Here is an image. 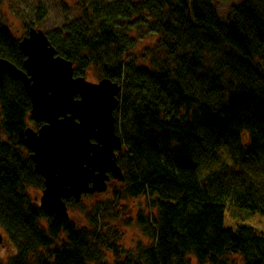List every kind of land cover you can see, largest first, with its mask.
I'll return each instance as SVG.
<instances>
[{"label":"trees","instance_id":"obj_1","mask_svg":"<svg viewBox=\"0 0 264 264\" xmlns=\"http://www.w3.org/2000/svg\"><path fill=\"white\" fill-rule=\"evenodd\" d=\"M77 1L81 14L47 35L75 76L122 86L126 178L86 209L85 224L40 208L29 187L44 179L25 132L41 124L23 82L0 68L7 264H264V231L225 224L228 214L235 224L264 214V0H242L226 18L214 0ZM47 11L39 3L36 15ZM20 41L0 22V58L23 68ZM139 195L152 198L136 216L148 241L127 249L111 220L121 200Z\"/></svg>","mask_w":264,"mask_h":264},{"label":"water","instance_id":"obj_2","mask_svg":"<svg viewBox=\"0 0 264 264\" xmlns=\"http://www.w3.org/2000/svg\"><path fill=\"white\" fill-rule=\"evenodd\" d=\"M20 49L26 56L23 68L5 58L0 68L23 82L33 120L41 124L25 132L35 171L44 179L40 208L69 219V199L80 203L84 194L105 192L109 173L126 178L115 153L124 148L116 131L123 88L113 79L75 76L73 61L57 54L41 28H31Z\"/></svg>","mask_w":264,"mask_h":264},{"label":"rangeland","instance_id":"obj_3","mask_svg":"<svg viewBox=\"0 0 264 264\" xmlns=\"http://www.w3.org/2000/svg\"><path fill=\"white\" fill-rule=\"evenodd\" d=\"M214 1L221 17L226 18L232 6L239 4L242 0ZM77 2V0H0V22L4 21L12 27L15 36L19 37L18 29H22L24 23L28 24V22L35 21L38 4H46L48 13L39 26L42 27L46 33H49L54 31L57 27L64 26L68 20L76 19V17L81 14ZM140 48H142V46ZM115 185L116 187L111 185L114 191L115 188L122 187L123 183L120 181ZM29 191L32 198L40 203L43 190L30 186ZM109 193L112 192H107L104 195L95 194V196H85L84 200H82V206L69 207L72 219L80 224H85L87 222L86 209H89L98 200H106ZM151 202L152 198H146V196L140 195L139 198H128L118 203L116 208L119 210V213L117 217L112 218L111 225H113L114 228H120L122 230L121 232L124 231L120 241L125 248H134L141 240L147 243L148 240L144 236L145 231L142 229L143 226L139 225V218L137 217V219L136 216L141 211L147 214L150 210ZM238 223L251 225L259 231H264V214L254 212V214H249L244 219H238L236 224L231 214L227 215L225 220L227 226L233 225L237 227ZM0 234L5 238L3 240L4 245L0 242V264H7L10 254L14 251V245L1 227ZM112 256L113 254L110 253L109 257Z\"/></svg>","mask_w":264,"mask_h":264},{"label":"flooded vegetation","instance_id":"obj_4","mask_svg":"<svg viewBox=\"0 0 264 264\" xmlns=\"http://www.w3.org/2000/svg\"><path fill=\"white\" fill-rule=\"evenodd\" d=\"M47 13H48V11H47ZM47 13L45 14V16L43 17H41L40 19H39V16L37 15L36 16V18H35V21L33 20L32 22H28V24H25L24 23V25H22V29H18V32H19V37H17V38H19L20 40H23V37L24 36H26L28 33H29V31H30V29L31 28H33V27H36V28H38V29H43L42 27H40L39 26V24L41 23V21H43L44 20V18L47 16ZM1 19V18H0ZM1 22H3L6 26H8L9 27V29L10 30H12L13 31V29H12V27H10L8 24H6L4 21H1ZM44 30V29H43ZM14 32V31H13ZM15 33V32H14ZM39 127V126H38ZM37 129V128H36ZM92 143L93 142H96V139L95 138H93L92 140ZM120 152H122V151H118V150H116L115 151V153L117 154V157H118V164H119V156H120ZM120 165V164H119ZM121 166V165H120ZM109 176H110V180L108 181V185H107V190L105 191V192H102V193H99V192H95V194H101V195H104V194H106L107 192H112V193H109V196H112L113 194H114V190H112V188H111V185L113 186V187H116V185L115 184H117V183H119L121 180H119L118 178H115L113 175H112V173H109ZM123 182V181H122ZM115 185V186H114ZM116 189V188H115ZM95 194H88V195H84L83 197H82V200H84V197L85 196H89V195H91V196H95ZM108 196V197H109ZM140 196V195H139ZM107 197V198H108ZM137 198H139V197H137ZM2 239L0 240V242L2 243V245H4V243H3V240L5 239L4 237H3V235H2V237H1Z\"/></svg>","mask_w":264,"mask_h":264},{"label":"bare ground","instance_id":"obj_5","mask_svg":"<svg viewBox=\"0 0 264 264\" xmlns=\"http://www.w3.org/2000/svg\"><path fill=\"white\" fill-rule=\"evenodd\" d=\"M123 149H124V148H123ZM122 151H123V150H122ZM89 194H90V193H89ZM84 195H88V194H84ZM84 195H83V196H84ZM83 196H82V197H83Z\"/></svg>","mask_w":264,"mask_h":264}]
</instances>
